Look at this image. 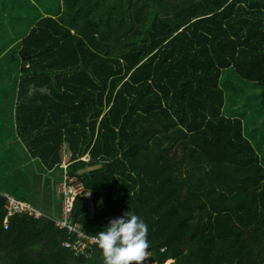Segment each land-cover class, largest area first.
I'll use <instances>...</instances> for the list:
<instances>
[{"label":"trees","instance_id":"obj_1","mask_svg":"<svg viewBox=\"0 0 264 264\" xmlns=\"http://www.w3.org/2000/svg\"><path fill=\"white\" fill-rule=\"evenodd\" d=\"M20 39L16 134L47 171L71 153L93 202L89 218L75 198L72 224L91 236L131 210L150 262L264 264V136L252 145L241 115L224 114L220 84L232 68L264 113V0H62ZM30 84L50 95L29 98ZM6 202L0 264H103L96 245L72 255L52 218L4 227Z\"/></svg>","mask_w":264,"mask_h":264},{"label":"rangeland","instance_id":"obj_2","mask_svg":"<svg viewBox=\"0 0 264 264\" xmlns=\"http://www.w3.org/2000/svg\"><path fill=\"white\" fill-rule=\"evenodd\" d=\"M7 4L8 2L3 3L4 14L0 11V132L4 133L0 138V190L9 191L11 197L21 202L34 204L37 201V188L44 185V182L49 186L47 189L44 187L46 194L52 192L53 181L56 192L61 189L62 170L59 169L60 166H56L47 171L40 162L34 163L17 137L14 139L16 89L20 75L17 39L20 41L44 12L58 15L61 3L60 0H34L33 3L19 0L12 1L9 10ZM220 84L225 96L224 114H240L245 121V136L257 146L256 140H259L261 135L264 136L260 90L253 83L238 79L232 68L222 71ZM6 135L9 139L5 138ZM9 143L12 144L11 147L7 146ZM60 208L61 198L56 203V210L51 213L54 220L61 218Z\"/></svg>","mask_w":264,"mask_h":264},{"label":"clouds","instance_id":"obj_3","mask_svg":"<svg viewBox=\"0 0 264 264\" xmlns=\"http://www.w3.org/2000/svg\"><path fill=\"white\" fill-rule=\"evenodd\" d=\"M37 92L50 95L47 86L30 84L28 97ZM147 237L148 225L140 216L128 210L121 217L111 219L104 230L91 235L90 240L101 250L103 264H143L149 257Z\"/></svg>","mask_w":264,"mask_h":264},{"label":"built area","instance_id":"obj_4","mask_svg":"<svg viewBox=\"0 0 264 264\" xmlns=\"http://www.w3.org/2000/svg\"><path fill=\"white\" fill-rule=\"evenodd\" d=\"M86 158V159H84ZM80 160L87 162L89 157H83ZM71 164V154L68 151L62 150L61 160L58 166L62 170V183L61 189H59L55 194L57 197L61 198V218L59 220H53L55 226L60 229H65L69 234H73L75 238L70 241L67 240L63 242L65 248L70 249L75 257L84 256L85 258L91 257L93 253V246L95 245L91 240L90 236L86 235L80 228L78 224H72L70 221V214L73 208L75 198L80 196L86 202L89 210L92 209L91 193L86 191L83 184L75 177L70 176L68 173V167ZM7 210V216L4 219V227L7 225L8 218L14 214L27 213L33 218L38 219L42 216L35 208L19 202L13 198L7 197V202L5 204ZM143 264H155L150 262L148 258L143 262Z\"/></svg>","mask_w":264,"mask_h":264},{"label":"crops","instance_id":"obj_5","mask_svg":"<svg viewBox=\"0 0 264 264\" xmlns=\"http://www.w3.org/2000/svg\"><path fill=\"white\" fill-rule=\"evenodd\" d=\"M12 1H16V2H19V0H0V9H3V3H5V2H8V4H7V10H9V8L12 6ZM26 1H28V2H34V0H26ZM60 3H61V6H60V9H61V7H62V0H60ZM59 14V13H58ZM41 16H50V17H53V18H55L57 15H52V13H47V12H44L42 15H40L39 17H41ZM31 28V25L29 26V29ZM18 40V39H17ZM226 116H228V115H226ZM229 117H231V116H229ZM14 126H15V122H14ZM0 131H1V126H0ZM14 131H15V138L14 139H16V137H17V134H16V127L14 128ZM244 132V131H243ZM3 135H4V133L3 132H0V138H2L3 137ZM13 135V133H11V136ZM245 135V134H244ZM5 138H8V135H6L5 136ZM9 139V138H8ZM7 139V140H8ZM17 139H18V137H17ZM7 140H5V145H6V143H7ZM18 141L20 142V144L23 146V148L26 150V148H25V146H24V144L23 143H21V141L18 139ZM252 145H253V142H252ZM7 146L8 147H11L12 146V144H10L9 143V145L7 144ZM64 149V151H68V149L65 147V146H63L62 147V149H61V154H62V150ZM27 151V150H26ZM69 152V151H68ZM28 153V152H27ZM29 154V153H28ZM71 154V153H70ZM30 156V155H29ZM31 157V156H30ZM32 158V157H31ZM60 160H61V158H60ZM32 161H34V163H36L37 161L39 162V160L38 159H33L32 158ZM40 165L42 166V164L40 163ZM43 167V166H42ZM44 168V167H43ZM45 169V168H44ZM46 170V169H45ZM41 172V171H40ZM53 172V171H52ZM61 177H62V175H61ZM61 180H62V178H61ZM44 187H45V189H47L49 186L44 182V185L42 184L41 186H39L38 188H37V192H38V195H37V197H36V200L37 201H35V203L34 204H31V203H25V204H27V205H29V206H31V207H33V208H35L36 210H38L40 213H42V216L43 217H46V218H52L51 217V213L54 211V210H56V203H57V201H58V199L60 198V197H57L56 195H55V190H54V188H55V183H54V181H53V186H52V192H48L47 194L44 192ZM90 192V191H89ZM0 193L3 195V196H5L6 198L7 197H9V198H13V197H11L10 196V192L9 191H7V190H0ZM91 193V192H90ZM33 194H35V193H33ZM32 194V195H33ZM52 196V197H51ZM13 199H15V198H13ZM15 200H17V201H19V202H21L20 200H18V199H15ZM91 200H92V195H91ZM22 203H24V202H22ZM61 206H62V201H61ZM92 207H93V202H92ZM92 210V209H91ZM91 210H89L88 209V217L89 218H91L92 217V212H91ZM60 211H61V208H60ZM53 219V218H52ZM54 220V219H53ZM73 255V254H72ZM172 261L170 260L169 261V263H171Z\"/></svg>","mask_w":264,"mask_h":264},{"label":"water","instance_id":"obj_6","mask_svg":"<svg viewBox=\"0 0 264 264\" xmlns=\"http://www.w3.org/2000/svg\"><path fill=\"white\" fill-rule=\"evenodd\" d=\"M98 168H100V165L89 166V167H86V168H83V169L79 170L78 174H84V173H87V172H91V171H94V170H96Z\"/></svg>","mask_w":264,"mask_h":264},{"label":"bare ground","instance_id":"obj_7","mask_svg":"<svg viewBox=\"0 0 264 264\" xmlns=\"http://www.w3.org/2000/svg\"><path fill=\"white\" fill-rule=\"evenodd\" d=\"M169 264V262H167Z\"/></svg>","mask_w":264,"mask_h":264}]
</instances>
